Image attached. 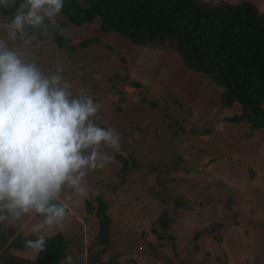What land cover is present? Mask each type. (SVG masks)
<instances>
[{
    "label": "rangeland",
    "instance_id": "obj_1",
    "mask_svg": "<svg viewBox=\"0 0 264 264\" xmlns=\"http://www.w3.org/2000/svg\"><path fill=\"white\" fill-rule=\"evenodd\" d=\"M247 1L264 13V0ZM61 21L47 34L32 29L30 52L46 74L62 67L74 89H88L101 105L95 121L121 134V151L90 173L83 196L65 192L60 202L78 222L66 218L43 234L66 230L65 239L78 240L77 264H264V130L226 122L239 106L222 107V89L168 45L136 46L94 23ZM9 23L0 8V38ZM54 31L74 49L57 48ZM9 44L24 48L19 38ZM98 199L109 220L105 242Z\"/></svg>",
    "mask_w": 264,
    "mask_h": 264
},
{
    "label": "clouds",
    "instance_id": "obj_2",
    "mask_svg": "<svg viewBox=\"0 0 264 264\" xmlns=\"http://www.w3.org/2000/svg\"><path fill=\"white\" fill-rule=\"evenodd\" d=\"M0 6L15 7L0 38V224L39 216L31 229L36 238L24 241L38 253L46 246L43 232L64 226L65 192L84 195L90 173L112 163L110 152L120 153L121 134L95 121L101 105L86 87L74 89L62 67L46 74L30 52V31L56 29L64 0H0ZM18 38L23 50L9 44ZM65 260L77 264L72 255Z\"/></svg>",
    "mask_w": 264,
    "mask_h": 264
},
{
    "label": "trees",
    "instance_id": "obj_3",
    "mask_svg": "<svg viewBox=\"0 0 264 264\" xmlns=\"http://www.w3.org/2000/svg\"><path fill=\"white\" fill-rule=\"evenodd\" d=\"M0 8L11 21L15 7ZM59 15L60 26L94 23L101 33H117L136 46L168 45L188 70L222 89V107L239 106V114L226 122L264 130V13L250 1L64 0ZM53 41L59 49H74L58 31H54ZM122 163L125 172L130 164L125 158ZM97 201L98 237L105 242L109 220L106 205ZM26 239L34 238L12 236L0 224V244L6 252L27 249ZM67 255L66 239L57 234L46 238L44 250L33 260L7 253L0 255V264H61Z\"/></svg>",
    "mask_w": 264,
    "mask_h": 264
},
{
    "label": "crops",
    "instance_id": "obj_4",
    "mask_svg": "<svg viewBox=\"0 0 264 264\" xmlns=\"http://www.w3.org/2000/svg\"><path fill=\"white\" fill-rule=\"evenodd\" d=\"M122 166H123V163H122ZM102 202H103V200H102ZM99 204V203H98ZM89 208H90V205H89V203H86V205H85V209L83 210V212L84 213H88V210H89ZM75 209H76V207H75ZM76 211V210H75ZM83 213V214H84ZM82 214V213H81ZM82 214V216H83V218L81 219V220H83V223H85L86 222V220H87V216H88V214L86 215V216H84ZM97 215H98V210H97ZM76 216H78L77 215V211H76ZM66 218L68 219H70L71 220V222L72 221H76V222H78L77 221V217H73L72 216V214H71V212H68V214H67V216H66ZM39 222H41V218L39 217V216H37V215H35V214H30V215H27V216H25L24 218H22V220H20V221H18L16 224H14V225H5V224H2V226L4 227V228H6V229H9V231H10V235H12V236H17V235H20V236H23V237H27V236H30V237H32V238H36V235H33L32 233H31V229H32V227L36 224V223H39ZM67 223V222H66ZM99 230H100V228H99ZM66 231V230H65ZM65 231H63V232H61V231H56V232H54L52 235H47V234H45L46 236H45V238H48V237H52V236H55V235H57V234H61L62 235V233H65ZM71 231V230H70ZM67 232V231H66ZM99 233V232H98ZM63 236V235H62ZM64 237V236H63ZM76 241H78V240H76V239H72V240H67L66 239V242H67V245H68V255H73V252H75V248L76 247H80L79 246V242H76ZM1 245V244H0ZM8 252H10L11 254H13V255H15V256H17V257H20V258H24V259H30V260H33V259H31V258H34V257H36V253H35V255H34V253H33V251H31V250H29V249H25V250H19V249H9V251ZM29 252H31V253H33V255L34 256H32V257H29V256H27L26 254L27 253H29ZM29 257V258H28ZM61 264H66V260L64 259V260H62L61 262H60ZM80 264H86V262L84 261H82V262H79Z\"/></svg>",
    "mask_w": 264,
    "mask_h": 264
}]
</instances>
